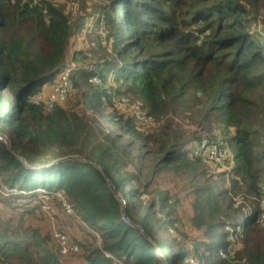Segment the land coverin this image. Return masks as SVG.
Here are the masks:
<instances>
[{
    "label": "trees",
    "instance_id": "trees-1",
    "mask_svg": "<svg viewBox=\"0 0 264 264\" xmlns=\"http://www.w3.org/2000/svg\"><path fill=\"white\" fill-rule=\"evenodd\" d=\"M93 10L100 14L92 17L95 26L103 28L104 41L112 46L97 62L77 50L71 55L72 38L85 24L54 0L37 6L0 0V135L9 141L6 145L0 138V177L11 192H24L0 193V202L17 211L41 200L36 190L43 189L63 209L56 197L62 193L76 218L100 236L99 246L86 248L90 264H194L190 258L195 264H231V235L225 228H240L248 236L261 232L264 240L257 224L261 211L236 208L227 187L210 183L197 188L193 223L208 240L195 242L193 255L188 250L174 254V246L160 237L174 225L173 201L160 191L151 198L150 180L144 182L147 176L132 173L128 165L137 152L144 159L154 156L152 174L189 167L190 149L201 138L192 139L189 149L175 141L172 125L146 134L134 116L118 112L114 99L140 96L147 113L138 109L157 122L177 116L180 109H199L202 118L193 116L194 123L215 122L222 145L231 151V188L242 184L257 193L262 181L256 168L264 162V149L256 143L264 137V32L254 29V22L264 11V0H100ZM67 70L83 105L100 123L116 126L103 141L90 143L69 118L66 124L61 104L45 111L30 103ZM94 78L99 82L93 83ZM217 139L212 135L208 141ZM70 156L82 158L50 165ZM54 240L39 228L25 227L23 220L15 224L0 215V264H63ZM261 247L245 253L246 264H264ZM220 249L226 259L220 258Z\"/></svg>",
    "mask_w": 264,
    "mask_h": 264
},
{
    "label": "rangeland",
    "instance_id": "rangeland-1",
    "mask_svg": "<svg viewBox=\"0 0 264 264\" xmlns=\"http://www.w3.org/2000/svg\"><path fill=\"white\" fill-rule=\"evenodd\" d=\"M59 7L64 8V11L69 13L73 19L77 20L78 23L85 24V27L81 26L80 30L74 34L72 38L70 53L71 55L77 51H80L89 58V62L103 61L106 52L112 51V46L108 45L104 41V30L99 24H96L92 20V17L96 14L99 16V11L93 13L94 6L99 4L100 0H74L72 2L66 0H54ZM254 29H257L259 33L264 32V11H262L257 20L254 22ZM95 78L91 81L98 83ZM113 86L114 89L117 87L115 83L110 82L109 86ZM77 93H80L77 90ZM75 94L72 98L68 99L67 102L61 104L62 107L67 111V122L68 118L71 123L75 126L78 125L81 133H84V137L89 139V142L103 141L108 135V131H117L116 126L109 124L108 120H101V123L97 120V115L89 107H85L81 100V95ZM263 94V93H261ZM114 99L115 107L118 109L120 114H123L127 118H133L137 123L138 129L146 134H158L164 129V126L172 125V132L175 136V141H181L184 146H188V143L195 137L201 138L198 142L203 148L204 142H209V137L217 135L216 145L224 146L227 148L224 142L219 136V131L216 129L215 122H209L201 125L195 124L192 117L196 116L202 118L200 110H192L191 108L187 111L179 110L177 116H167L164 120L157 122L150 120L144 113H147L145 101L140 96L129 93L128 96H117ZM138 108H141L140 111ZM145 108V109H144ZM137 113H142L146 117V122L140 121L137 118ZM72 115V116H71ZM75 115V116H74ZM24 117V115H23ZM261 123H264V117ZM163 124V125H161ZM92 131L88 130V127ZM161 125V126H160ZM87 131H89V134ZM264 134V131H262ZM260 140H257L259 145L264 149V137L259 136ZM1 138V137H0ZM2 141H6L5 138H1ZM130 139V138H128ZM196 142V145H197ZM195 145V144H194ZM211 145L208 144V147ZM137 148L139 145L136 146ZM89 148V147H88ZM189 148V146H188ZM190 149V148H189ZM230 157L226 164L218 160H211L207 153H195L194 151L188 154V166L179 169L163 170L157 174H152V162L154 159L153 155H148L145 159L140 157L137 152H133L135 157L134 164L128 165L129 171L136 173L141 171L147 176L144 182L150 180L151 186L149 192L151 198L156 195L157 191L165 192L169 194V197L173 201L174 207L171 209V219L174 222L173 227H167L162 232L160 237L167 241V245H173L175 253L181 250L191 251L192 255L196 251L195 242L208 240L204 237V230L197 229L194 226L193 219L195 217L194 204L196 202L195 195L196 189L209 185L210 183L217 184L220 188H228L230 196L234 199L236 208H243L245 213L251 214L253 211L258 209L261 211V215L258 217V227L260 231H264V162L260 168H256V176L259 177L258 192L252 194L248 192V186L235 185V188H231L233 185L234 175L232 174L234 160L230 161L232 157L231 151L227 148ZM88 150L85 151V154ZM206 152V151H205ZM152 154V153H149ZM194 154V155H193ZM194 156V157H192ZM234 156V155H233ZM66 158V157H65ZM187 158L185 157L184 160ZM196 159L199 160L195 163ZM233 162V164H232ZM193 163V164H192ZM221 163V165H220ZM262 171V172H261ZM151 172L149 175L148 173ZM3 181V179H2ZM4 186V182H2ZM18 192V191H17ZM16 192V193H17ZM62 194V193H61ZM57 197V196H56ZM158 197V196H156ZM145 199L147 196L145 195ZM60 199V198H58ZM118 201L121 203L122 208L125 207V201L121 194L117 195ZM47 205L51 208L50 211L43 209V199L36 200V204H29L27 207H23L20 210L14 211L8 208L5 203L0 202V215L5 219H11L18 224L19 221L23 220L25 227L39 228L43 235L52 234L55 230H60L71 244H74L79 248L77 254L69 256H63V264H90L86 260V248L89 246H99L101 244L100 236L91 231L87 225L73 215H69L62 205L59 204L58 200L52 201L49 199ZM144 202H148L146 199ZM69 205V204H68ZM70 206V205H69ZM259 212V211H258ZM161 217V216H160ZM226 231H230V247L229 255L235 257L231 259V264H246L245 253L248 250H253L257 247L262 246L264 248V240L260 238V233L252 236L246 235L240 228L235 231L230 229L228 226L225 228ZM92 233V234H91ZM259 235V236H258ZM55 241V240H54ZM59 251L57 242L54 244V250ZM55 250V252H56ZM60 252V251H59ZM61 254V253H60ZM220 258L221 253H218ZM238 255L241 258H236ZM191 263H196L195 258H190ZM118 264H125L124 262H118ZM200 264V263H198Z\"/></svg>",
    "mask_w": 264,
    "mask_h": 264
},
{
    "label": "built area",
    "instance_id": "built-area-1",
    "mask_svg": "<svg viewBox=\"0 0 264 264\" xmlns=\"http://www.w3.org/2000/svg\"><path fill=\"white\" fill-rule=\"evenodd\" d=\"M26 3L30 4L31 6H37L40 5L44 0H24ZM67 2L74 1V0H66ZM261 43L264 44V34H261ZM70 75L71 71L67 70L58 76V80L54 82L53 84L48 85L47 90H42L38 94L34 95L30 99V103L35 105V106H40L43 107L45 111H50L52 110L57 104H63L65 103L68 99L72 98L76 93L77 89L73 85V83L70 80ZM97 80L95 79L94 82ZM137 118L140 121L146 122V117L142 113H137ZM6 145L9 144V141H4ZM208 144L211 145L208 147ZM201 144L192 147L190 150L195 153H207L208 156L210 157L211 160H218L221 163L224 162L226 164V161H228V158L230 157V153L228 154V147L216 145L214 143H209V142H204L203 143V148H201ZM206 151V152H205ZM194 155V154H193ZM220 163V165H221ZM222 166V165H221ZM37 193L41 194V199H43L44 207L43 209L45 211H50L51 208L47 205L49 203V199L47 196V192L44 191L43 189H37ZM0 193L3 194H19V193H24L23 191L21 192H11V190L7 189L6 186H3L2 184V178L0 177ZM56 196L60 198V200L63 201V205L65 210L69 215H73V210L71 207L67 204V201L65 197L61 193H56ZM145 199V198H144ZM126 223H128L127 220H125ZM53 237L56 240L59 248H60V253L62 256H69L72 254H77L79 251V248L75 246L74 244H71L70 241L68 240V237H66L63 233H61L60 230H55L53 233ZM219 252L221 253L222 257L226 253L220 249ZM227 256H225L223 259H226ZM234 258L235 256H231Z\"/></svg>",
    "mask_w": 264,
    "mask_h": 264
},
{
    "label": "water",
    "instance_id": "water-1",
    "mask_svg": "<svg viewBox=\"0 0 264 264\" xmlns=\"http://www.w3.org/2000/svg\"><path fill=\"white\" fill-rule=\"evenodd\" d=\"M0 137L2 138H5L6 139V141L8 140V138L5 136V135H0ZM17 158L26 166V167H28V168H30V169H34V170H36L37 168H34V167H31V166H29L28 164H27V162L22 158V157H20V156H17ZM69 158H82V157H78V156H70V157H66V158H62V159H58V160H56V161H54V162H52L50 165H52V164H55V163H60V162H62V161H64V160H66V159H69ZM50 165H48V166H50ZM47 166V167H48ZM46 168V167H45ZM99 168V170L102 172V174L104 175V176H106L105 175V173L102 171V169L100 168V167H98ZM137 227H139V226H137ZM143 231V230H142ZM143 234H144V231H143ZM148 238V237H147ZM149 240H151L150 238H148ZM152 241V240H151ZM154 245H156L155 243H154Z\"/></svg>",
    "mask_w": 264,
    "mask_h": 264
},
{
    "label": "crops",
    "instance_id": "crops-1",
    "mask_svg": "<svg viewBox=\"0 0 264 264\" xmlns=\"http://www.w3.org/2000/svg\"><path fill=\"white\" fill-rule=\"evenodd\" d=\"M47 89H48V86H45V87H44V90H47Z\"/></svg>",
    "mask_w": 264,
    "mask_h": 264
}]
</instances>
